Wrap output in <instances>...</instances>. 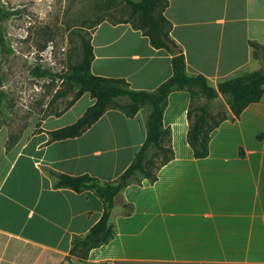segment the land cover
Instances as JSON below:
<instances>
[{"label":"crops","instance_id":"crops-1","mask_svg":"<svg viewBox=\"0 0 264 264\" xmlns=\"http://www.w3.org/2000/svg\"><path fill=\"white\" fill-rule=\"evenodd\" d=\"M167 2L169 36L189 75L204 76L216 89L221 80L264 70L249 46H264V0ZM90 44L91 73L124 79L132 90L153 91L172 75L171 54L128 23H100ZM85 98L84 113L94 103L88 93L60 116ZM190 102L186 91L168 95L162 126L170 129L173 158L154 183L137 176L115 198L114 236L86 260L69 255L71 241L99 221L103 204L91 191L55 189L49 172L115 180L144 143L143 110L132 118L106 111L81 136L44 148L52 149L51 169H23L11 184L0 182V264H264V93L237 119L219 95L214 105L223 103L228 118L212 132L203 159L193 157L187 142ZM60 162L61 168L52 165ZM29 171L36 181L23 178Z\"/></svg>","mask_w":264,"mask_h":264},{"label":"trees","instance_id":"trees-1","mask_svg":"<svg viewBox=\"0 0 264 264\" xmlns=\"http://www.w3.org/2000/svg\"><path fill=\"white\" fill-rule=\"evenodd\" d=\"M125 2L128 17L114 24H130L134 30L140 31L148 38L153 48L164 49L171 54L161 40V36H164L179 50V54L175 56L171 54L172 75L166 81L153 91H136L132 90L124 79L93 75L90 71L93 61L90 39H82L80 62L72 66L69 73L62 78L69 82L70 86L77 87L63 111L69 109L85 93L90 95L94 103L74 123L48 132L49 142L81 136L111 109L121 111L128 118L134 117L140 110L146 111L144 143L129 167L115 180L103 182L88 174L70 176L49 172L54 178L55 189H70L76 193L91 191L103 204V213L99 221L85 235L72 238L69 255L80 261L86 260L91 250L108 244L113 238L114 230L110 223V212L115 198L120 196L132 181L139 182L137 176L149 183H154L157 179V171L173 158L170 129H164L162 126V114L170 93L186 91L190 94L191 102L187 112V142L196 159H203L208 155V144L212 132L228 118L224 108L222 112H213V109L217 107L214 102L219 95L225 99L232 119H237L246 107L259 102L264 93L263 69L240 73L221 80L217 83L216 89L210 86L204 76L189 75L181 48L169 36L172 25L164 16L168 6L167 0H139L138 2L126 0ZM104 21L107 20L99 21L93 30ZM4 44L5 40L0 27V47L3 48ZM249 46L255 59H264V46L256 42H249ZM32 74L38 78L51 75L47 70H41L39 67H34ZM70 90L71 87L61 93V96L69 94ZM122 99H126V102L120 103ZM151 149L155 150L154 157H148ZM158 158L159 161L155 162L154 160ZM131 211L132 208L127 206L125 214H130Z\"/></svg>","mask_w":264,"mask_h":264},{"label":"rangeland","instance_id":"rangeland-1","mask_svg":"<svg viewBox=\"0 0 264 264\" xmlns=\"http://www.w3.org/2000/svg\"><path fill=\"white\" fill-rule=\"evenodd\" d=\"M125 1L0 0L5 40L0 47V182L11 184L23 169L49 168L46 164L53 157L52 149L44 148L54 142H49L48 132L74 123L87 105L85 98L60 116L77 88L62 78L80 62L82 39H90L99 21L115 23L128 17ZM34 67L51 75L35 77ZM70 87L69 94L61 96ZM124 102L126 99L120 100ZM223 108V103L217 104L213 112ZM40 124L47 130L42 131ZM47 136L42 148L36 150ZM154 153L151 149L148 157ZM61 162L52 165L61 168ZM35 174L29 171L23 178L34 182Z\"/></svg>","mask_w":264,"mask_h":264},{"label":"water","instance_id":"water-1","mask_svg":"<svg viewBox=\"0 0 264 264\" xmlns=\"http://www.w3.org/2000/svg\"><path fill=\"white\" fill-rule=\"evenodd\" d=\"M161 40L164 42V44L168 47V49L171 51L172 55H178L179 54V50L168 40H166V38L164 36H161Z\"/></svg>","mask_w":264,"mask_h":264}]
</instances>
